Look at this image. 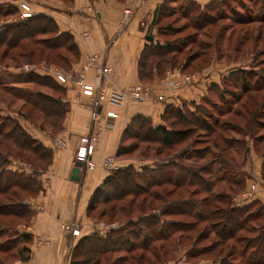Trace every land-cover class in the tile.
Wrapping results in <instances>:
<instances>
[{
	"label": "rangeland",
	"instance_id": "obj_1",
	"mask_svg": "<svg viewBox=\"0 0 264 264\" xmlns=\"http://www.w3.org/2000/svg\"><path fill=\"white\" fill-rule=\"evenodd\" d=\"M21 1L0 0V30H3L4 27L19 18V3ZM24 1L29 2L34 9L33 2L38 0ZM63 1L71 3V0ZM186 2L187 0H167L163 4L158 19V36H160L164 43L170 42L173 44V47L178 52L158 56L156 55L157 52L153 49L149 50V59L147 61L150 62L151 59H154L155 64L145 67V72L141 74L142 80L139 82L157 86L158 82L155 85L151 81L154 73L159 75V81L161 78H168L169 75L181 77L184 74L202 73V71H205V68L212 64V61H218L224 65H229L235 61H246L248 65L247 69L244 70V74L248 75L249 79L246 82L244 81L245 88L240 87L237 91V95H240L241 98L237 103L231 98V101H226L221 105L222 110L220 111L223 114H218L215 117L220 122L218 125L212 124V126L216 127L213 131L204 130V127L201 129L187 126L191 129L189 136L183 142L169 147L162 144V140H158L162 137V134L159 133V138L154 137L153 141L141 140L136 150L128 154L117 153L115 158L117 160L121 158L125 162H131L129 165L140 168L142 165H153L156 162L155 160L177 158L184 151L187 154L209 147L210 151L204 157L199 155L186 158L185 154V156L179 159V162L188 165L193 164L196 167L209 166L211 168L209 169L213 171L215 176L224 172H228L229 176H232L235 170L229 169L228 165L224 162H227L226 159H229L235 163H240L245 152V146L241 147L238 143L234 142L236 137L242 139L244 137L248 139L249 137L253 139V144L258 154H263L262 151H264V0H214L209 4V9L206 8L202 11L208 17L207 19L203 17L197 18L199 12L192 10L194 7ZM15 6L18 12L16 14H9L7 10H12ZM52 35L53 33L46 35L38 34L32 38L33 40L25 38L16 47L11 46L7 48L2 44L0 46V153L7 158L12 156L13 160L17 159L20 162H29L30 165L27 163V166L30 168L47 167L48 159L42 158L40 155L43 150L34 144H31L32 146L29 145V147L27 145L19 146L11 138L5 137L4 134L11 129V133L15 138L23 139L20 136L21 133L16 130L18 125L23 124L32 125V127H36L38 130L42 126V130L49 134L58 133L59 131H57V127L60 125V120L54 121V124L51 123L52 118L56 119L57 116L51 117L46 114L41 106L37 105L38 102H35V98L32 97L27 100L26 97H19L22 95L21 90L33 92L40 90L45 94L52 95L54 98L61 99L63 97L61 91L50 81L44 82L47 84H43L33 78L27 81V78L30 79L29 74H41L37 71V74L32 71L37 65L55 66L65 71H71L72 62L78 58V54L75 51L70 52L67 47H61L60 50H55L54 54L49 57L47 55V51H49L47 47L43 51H46L45 54H42V51H40L41 46L36 41L37 38L52 37ZM168 58L173 59V63L167 64L165 61ZM237 73L240 74L241 71H237ZM260 87L262 88L260 89ZM53 109L60 114V106L53 107ZM106 119L103 118L104 121ZM108 121L112 122V119ZM235 125H239L241 128L235 127ZM30 133L33 136L36 135L35 132ZM259 136H263V140L257 141L256 138ZM229 141L231 142L229 143ZM236 148L240 150H236ZM150 159L152 162H150ZM263 171L264 166L261 170V179L264 182ZM204 177L207 180L211 178L206 172H204ZM171 187V185L153 187L151 189L153 192L150 191L149 195L147 193L141 196L128 195L123 200L117 202V211L115 212L110 211L113 207L112 204H107V206L98 205V208L88 216L96 221V223L103 221L110 224L115 223L116 229L127 227L122 233L126 234L129 229H135L132 225H126V219L132 213L129 212L128 206L131 204L129 202L133 200L132 204L136 209L134 215H136L141 212L139 210L149 208L152 193H158L154 204L162 207L165 192L172 189ZM194 188L195 186H192L190 190ZM214 189V191H230L229 185L225 181L217 182ZM16 190V188H12L7 193H0V207L7 202L19 200ZM190 190L187 191L186 186L177 188L167 199L170 201L182 196L193 195L194 197L203 199L201 200L203 204H208L205 199H207V196L210 197V193L202 190L198 194H193ZM243 192L241 191L238 195ZM24 196L25 194L23 193ZM30 196L28 195V200L36 201L37 196ZM123 207L128 209L122 211L121 208ZM103 208L106 210H103L104 214L101 215L99 212ZM256 208L257 206H254V209ZM194 212L195 210L191 212V215L183 214L173 217L187 221H196V217L193 215L195 214ZM23 221L17 216L0 215V228L7 227L8 229L6 232L0 233V264H11L18 258L16 254L18 248H16V245L19 243L20 238L15 239V231L18 224ZM201 232L207 234V237L199 238ZM183 233V237L180 231H177L166 239L156 240L151 244L148 251H145L144 254L147 253L148 256H143L141 261L134 262L131 260V257L138 256L144 251L143 249L139 248L130 251L127 254L130 257L129 260L123 264H211L212 259L220 258L229 251L231 253L233 251L232 257L238 264L242 262V258L238 253V249L240 248L238 244L240 243L235 238L228 239L222 243L217 242L215 244L216 247L212 251L201 252L195 256L187 254L188 250L193 248V246L201 247L217 241L218 234L206 220L198 222L197 226ZM239 235H244V233L242 232ZM10 237H13V239L10 240ZM9 246L14 247V249L5 252V247ZM220 250L222 254L219 253ZM121 253L125 254L127 252L123 250L122 252L113 253L112 256L116 257V255ZM147 258L149 262L146 261ZM22 264H26V261H22ZM103 264H107V262Z\"/></svg>",
	"mask_w": 264,
	"mask_h": 264
},
{
	"label": "crops",
	"instance_id": "obj_2",
	"mask_svg": "<svg viewBox=\"0 0 264 264\" xmlns=\"http://www.w3.org/2000/svg\"><path fill=\"white\" fill-rule=\"evenodd\" d=\"M38 1L33 2L35 15L52 19L58 32L69 31L74 37L79 54L72 62L69 72L75 78L82 71L88 55L98 53L104 63L112 69L109 85L127 88L142 80L140 57L146 44L152 42L148 37L150 35L153 37L154 44H164L158 36V19L165 0H144L137 7L135 0H71V3H65L63 0ZM190 1L197 3L201 10H204L214 0ZM128 7L134 12L130 20L122 25ZM247 65L246 61H235L229 65L212 61V64L202 71L203 80L197 85L163 90L165 94L163 101H130L118 108V117L112 120L114 125L103 129L96 144L93 155L97 163L96 169L80 168L78 180L72 179V170L76 164L74 162L76 143L81 135L89 134L93 130V115L101 108L95 106L93 97L81 93L75 80L67 84L60 83L65 87L63 100L68 103L69 110L61 129L55 135L68 138L67 147H55L53 143L55 135L23 124L25 127L28 126L30 132H35L34 137L53 150L51 163L40 175L43 189L36 197V201L42 203L44 208L39 210L30 206L34 212L30 217H22L21 220L24 221L17 226L20 233L18 245L26 246L29 253L26 264H70L73 247L83 237L95 232L96 221L88 216V209L96 189L113 170L127 167L131 162L118 158L115 169H108L101 163L105 156L118 153L128 125L134 123L138 117L147 119L152 128L165 127L171 133L183 125L201 129L203 125H218L220 121L215 117L223 114L220 111L221 105L231 101V98L237 103L241 98L237 91L240 87L245 88V82L249 79V76L244 74ZM92 73L93 71H90V77ZM158 78L159 75L154 73L152 83L157 85ZM103 112V118L106 119L105 111ZM138 123L140 122L137 121L136 125ZM242 162V170L249 175L246 187L258 181L256 197L264 203V182L261 179L264 157L258 154L253 139L249 137ZM143 166L145 165L141 167ZM149 167H155V163ZM27 201L23 200L22 204L29 206ZM236 201L238 204L248 203L238 199ZM69 222L78 223L81 229L80 236L64 232L61 224ZM23 233H29L31 240H25ZM81 248L82 245L75 252L81 253ZM80 256L76 255L75 258L80 259ZM11 264H22V260L17 258Z\"/></svg>",
	"mask_w": 264,
	"mask_h": 264
},
{
	"label": "trees",
	"instance_id": "obj_3",
	"mask_svg": "<svg viewBox=\"0 0 264 264\" xmlns=\"http://www.w3.org/2000/svg\"><path fill=\"white\" fill-rule=\"evenodd\" d=\"M166 2L167 0H165L163 4ZM186 3L194 7L192 10H197L199 12L197 18H208L205 13H202L203 10H201L197 3L190 0H187ZM209 7L210 6H207L206 8L209 9ZM7 11L9 14H16L18 9L15 6L12 10ZM48 33H53L52 37L37 38L36 40L41 46L40 51H42V54H45L46 52H43L45 47L49 49V51H47L48 57L54 54L55 50H60L61 47H67L70 52L75 51L76 54H79V49L75 43L73 35L69 31L58 32V28L52 19L42 18L40 15H34L33 17L26 19L18 18L15 22H12L4 27L3 30H0V46L2 44L7 48L11 46L16 47L20 44L22 39L27 38L33 40L32 38L36 37L38 34L46 35ZM148 39L152 42L146 44L140 57L141 74L145 72V67H148L150 64H155L154 59H151L150 62L147 61L149 59V50L153 49L157 52L156 55L158 56L178 52V50H175L176 48L173 47V44L170 42L164 44H154L153 37L151 35ZM172 58L175 59L174 57ZM173 59L168 58L165 62L167 64L173 63ZM29 76L30 79L27 78V81L32 80V78L42 82L43 84H47L44 82L50 81L64 96L65 87L51 76L41 74H29ZM24 80L26 81V79ZM256 88L259 89L258 87ZM261 88L262 87H260V89ZM21 92L22 95L19 97H26L27 100L33 97L36 99L35 102H38L37 105H40L46 114L51 117L57 116L56 119L52 118L51 123L54 124V121L59 119L60 125H58L57 131L60 130L63 125V120L69 110V105L63 100V97L61 99L54 98L52 95L45 94L40 90L34 92L21 90ZM58 106L61 107L60 114L55 112L53 109V107ZM239 114L241 113L239 112ZM137 121L140 122L138 125H136ZM183 126L171 133L165 127L159 126L152 128L147 119L138 117L134 123L128 125L126 128L125 135L121 140L117 152L118 154L131 153L138 148L141 140L153 141L154 137L159 138V133L162 134V137L158 140H162V144L168 147L173 144L181 143L191 133V129L189 127H194L192 125ZM203 126L204 130L207 131H213L216 128L212 125ZM235 127L241 128L239 125H235ZM39 128L42 130V126ZM16 130L21 133L20 136H22L21 138L23 139L15 138L11 133V129L4 134L5 137L11 138L19 146L27 145L29 147L31 144L38 146L43 150V152L40 153L41 157L48 159V164L51 163L53 150L50 147H47L40 139L34 137L29 132L27 127L18 125ZM55 134L56 133L51 135ZM244 138L242 139L240 137H236L234 142L238 143L241 147L245 146V150L247 139ZM256 140H263V136L257 137ZM230 142L231 141H229V143ZM236 150L240 149L236 148ZM209 151V147H206L203 150L198 149L187 154L184 151L177 158H167L160 161L157 160L155 162V167L145 165L141 168H135L134 165H128L127 167L113 170L105 181L96 189L90 202L88 215L96 210L98 205L107 206V204H112L113 207L110 211L115 212L117 211V202L123 200L126 196H141L146 193L149 195L150 191H152L151 189L156 186L171 185L172 189L169 191L166 190L165 199L163 200L164 204L162 207L154 204V201L157 200L158 193H152L149 203L150 207L145 210H139V212H141L136 215H134L136 209L132 204L133 200H131L129 202L131 204H129L128 208L129 212L132 213L128 215L126 225H132L135 229H129L126 234L122 233L127 227H120L118 229L115 228L106 233L97 232V230H95V232L83 237L73 247L70 264H103L104 262H107V264H123L130 258L127 254L130 251H134L139 248L144 251H142V253L138 256L131 257V260L134 262L141 261L143 256L145 257L147 255V253L144 254L145 251H148L151 244H153L156 240L166 239L167 237L175 234L177 231H180V234L183 237V232L191 230V228L198 225V222L204 220L209 222L212 229L219 237H217V241L205 244L201 247L193 246V248L189 249L187 252L189 256H195L196 254L205 251H212L216 247L215 244L217 242L222 243L228 239L235 238L240 243L238 244L240 247L238 249V253L242 258V262L240 264H264V203L257 197L247 200L248 203L246 204L236 203L238 202L236 199L239 200L238 197L240 196L238 194L247 189V178H249V175L242 170L243 162L241 161L240 163H235L232 160L226 159L227 162L224 163L228 165V168L235 170L232 176H229L228 172L215 176L209 166L196 167L193 164L188 165L179 162V159L185 156V154L186 158L199 155L204 157ZM195 153L196 155H194ZM262 153L264 157V151H262ZM11 157L12 156H9L7 158L0 153V193H7L12 188H16L19 200L3 204L2 207H0V215H13L19 217V219L27 216L30 217L34 211L30 208V206L23 205L22 201L28 200V195L35 197L40 194L43 189V182L40 179V175L41 172L45 171L49 165L47 164L46 168H30L27 166L28 164L30 165L29 162L21 161L26 164L28 163L26 165L27 167L14 168L12 164L14 160ZM204 172L209 174L211 177L210 180H207L206 177H204ZM219 181H225L228 183L230 191H214L215 185ZM183 186H186L187 191H189L192 186H195L194 189L190 190L193 194H198L202 190L210 193V197L207 196V199H205L208 204H203L201 202L203 199H199L193 195L182 196L181 198L172 199L170 201L167 199L175 192V189L183 188ZM23 193L25 194L24 197ZM254 206H257V208L254 209ZM128 208L123 207L121 210L125 211ZM103 210L106 209H101L99 212L101 215L104 214ZM193 210H195V214L193 215L196 217V221H187L173 217L183 214L191 215ZM7 230V227H2L0 228V233H4ZM15 232V239L17 240V237L20 238V233H18L17 227ZM242 232L244 235H239ZM22 235L25 240H31L29 233H23ZM203 237H207V234L201 232L199 238ZM9 239L12 240L13 237H10ZM80 245H82V248L80 249L81 253L75 252ZM11 247L12 246L5 247L4 251L9 252V250L14 249V247ZM16 248H18L16 251V254L18 255L17 257L22 261H27L29 259L27 247H22L17 244ZM123 250L127 253H121L116 255V257L112 256L113 253L122 252ZM153 252L156 253L155 251ZM219 253L222 254L221 250ZM232 254L233 251L232 253L229 251L226 255H223L220 258H214L212 259L211 264H236L237 261H235L232 257ZM76 255H81V258H75ZM146 261L149 262L148 258Z\"/></svg>",
	"mask_w": 264,
	"mask_h": 264
},
{
	"label": "built area",
	"instance_id": "obj_4",
	"mask_svg": "<svg viewBox=\"0 0 264 264\" xmlns=\"http://www.w3.org/2000/svg\"><path fill=\"white\" fill-rule=\"evenodd\" d=\"M143 1L144 0H135V6L137 7L141 5ZM19 9V19H26L35 15L34 9L27 1L22 0L21 3H19ZM133 12L134 10L132 8H126V20L122 22V25L127 23V20L131 18ZM32 70L50 75L61 84H67L70 81L75 80L81 89V93L93 97L95 106L101 108L100 111L96 110L93 115V131L89 134L81 135L77 140L74 150V162H81L82 165L80 168L85 167L87 170L96 169L97 163L93 159L96 150V142L101 135L102 129L114 125L113 122L108 120H114L118 117V108L130 101H163L165 99L163 90L194 86L200 83L204 77V75L199 72L184 74L181 77L169 75L168 78H161L157 86L137 82L127 88L111 87L108 82L112 75V69L109 65L104 63L103 58L98 53L88 55L86 62L82 67V71L76 75V78L75 76H72L73 74L69 71H65L55 66L37 65ZM90 71H93L92 77L89 76ZM103 111H105V116L107 118L105 121L103 120ZM53 143L55 147L65 148L68 145V138L55 135L53 136ZM12 164L21 168H25L27 165L25 162L17 160H14ZM101 164L108 169H115L117 168V159L115 158V155L110 154L103 158ZM257 190L258 181L252 182L249 187L240 194L241 198L239 197V201H247L255 198ZM26 203L35 209L42 210L44 208L42 203L35 200H28ZM61 226L64 232L69 233L72 236H80L81 234V229L77 222L62 223ZM116 227L115 223L110 224L104 221L95 224V229L101 233H106Z\"/></svg>",
	"mask_w": 264,
	"mask_h": 264
},
{
	"label": "water",
	"instance_id": "obj_5",
	"mask_svg": "<svg viewBox=\"0 0 264 264\" xmlns=\"http://www.w3.org/2000/svg\"><path fill=\"white\" fill-rule=\"evenodd\" d=\"M81 162H76L75 167L72 170V179L78 180L79 179V172H80V166Z\"/></svg>",
	"mask_w": 264,
	"mask_h": 264
},
{
	"label": "bare ground",
	"instance_id": "obj_6",
	"mask_svg": "<svg viewBox=\"0 0 264 264\" xmlns=\"http://www.w3.org/2000/svg\"><path fill=\"white\" fill-rule=\"evenodd\" d=\"M98 232V231H97Z\"/></svg>",
	"mask_w": 264,
	"mask_h": 264
}]
</instances>
